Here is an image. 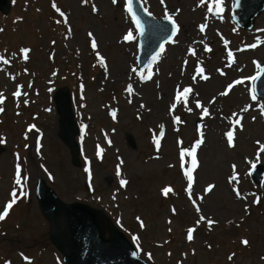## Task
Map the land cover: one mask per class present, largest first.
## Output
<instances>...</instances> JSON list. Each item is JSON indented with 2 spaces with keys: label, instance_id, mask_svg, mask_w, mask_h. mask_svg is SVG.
I'll return each mask as SVG.
<instances>
[{
  "label": "rangeland",
  "instance_id": "obj_1",
  "mask_svg": "<svg viewBox=\"0 0 264 264\" xmlns=\"http://www.w3.org/2000/svg\"><path fill=\"white\" fill-rule=\"evenodd\" d=\"M11 1V13H0V57L8 60L0 59V213L13 191L17 202L0 221V264H65L35 197L39 178L66 203L106 211L149 264H264V178L257 185L251 175L264 167V100L248 82L264 64V12L244 31L232 21L233 0H222L219 15L214 0H141L159 20L167 10L179 31L140 71L127 0ZM64 86L80 128L79 167L59 138L53 96ZM200 141L189 190L191 157L181 152Z\"/></svg>",
  "mask_w": 264,
  "mask_h": 264
},
{
  "label": "water",
  "instance_id": "obj_2",
  "mask_svg": "<svg viewBox=\"0 0 264 264\" xmlns=\"http://www.w3.org/2000/svg\"><path fill=\"white\" fill-rule=\"evenodd\" d=\"M234 2V11L238 15H233V21L242 29H253L255 19L264 11V0H234ZM130 7L132 14H135L140 21L143 33L139 31L138 61L142 69L161 51V45L164 46L176 34H173L168 20L159 21L151 17L140 0H131ZM10 10V0H0V11L8 14ZM255 93L259 98L264 99V74L260 73L255 82ZM54 100L60 116V138L70 149L72 163L78 166L80 148L76 136L79 134V129L72 110L69 89H59ZM127 140L129 145L135 148V141L131 135L127 136ZM263 174L264 170L261 167L257 168L253 172L254 180L260 183ZM36 197L44 216L50 223V240L63 254L67 264H147L105 211L80 202L71 204L62 202L43 179L38 180Z\"/></svg>",
  "mask_w": 264,
  "mask_h": 264
},
{
  "label": "snow or ice",
  "instance_id": "obj_3",
  "mask_svg": "<svg viewBox=\"0 0 264 264\" xmlns=\"http://www.w3.org/2000/svg\"><path fill=\"white\" fill-rule=\"evenodd\" d=\"M163 2H164V0H161V3H163ZM202 2H203V0H202ZM112 3H113V4H116V3H117V0H112ZM128 3H129V5H130V4H131V0H128ZM214 3H215V6H216V13H215V14L219 15L220 13L223 12V8L220 6V5L222 4V0H214ZM53 7L55 8L56 5L53 4ZM56 10L59 12V9H58V8H57ZM93 11H94V12L97 11V9L95 8V6H93ZM128 11H129V13H132V9H131V7L128 8ZM145 11H146V10H145ZM208 11H209V13H213V4H209V6H208ZM60 15L63 16V13L61 12ZM165 19L168 20V22L171 24V28H172V32H173V34L178 33V31H179L178 25H177V23L173 20L172 16L168 14L167 10L165 11ZM132 21H133V23H135V25H136V30H137V31H140L141 34H143V33H142V28H141L140 21L137 19V17H136L135 14H132ZM205 27H206V25H202V26L200 27V31H201V32H204ZM0 31H2V30H0ZM89 36H92V34L89 33ZM124 39H125L126 41H131V40L133 39V33H132L131 31L128 32V34L124 37ZM91 47H92L93 51H96V49H97V43H96L95 39H92V41H91ZM205 47H206V50H207V51H211L210 48H207V46H205ZM252 47H255V45H253ZM161 50H163V45H161ZM21 51L23 52L24 59L27 60V59H28V51H29V50H28V49H22ZM228 55H229V57H231V56H232V53L229 52ZM159 56H160V53H157L156 56H154V57L152 58L153 61H156L157 58H158ZM98 58H99V57H98ZM0 59H3V58L0 57ZM99 59H100V64H101V66H102V67L105 66V65H104V60H103L102 58H99ZM3 63L7 64V63H8V60H7V59H3ZM257 67H258V69H259V72H260L261 74H264V68H261L259 65H257ZM201 71H202V70H201ZM203 78H204L205 80L208 79L207 76H204ZM255 78H256V77H253L252 79L255 80ZM236 83L239 84V83H241V81H236ZM230 87H231V86H230ZM132 91H133L132 86L129 85L128 88H127V92L131 94ZM190 91H191V89H189V88L184 89L185 97L187 96V93H189ZM227 94H228L227 91L221 93V95H227ZM15 95L19 96V95H20L19 91L16 92ZM177 99H179V93H178V95H177ZM253 99H255V97H253ZM0 103H3V100H2V99H0ZM196 106L199 107V106H200L199 103H197ZM141 107H143V105H141ZM174 107H175V105H173V108H174ZM246 110H247V109H245V111H246ZM0 111H2V109H0ZM203 111H204V115L207 116V115H208V109L205 108ZM261 114L264 115V107H262V109H261ZM112 115H113V117L115 118V115H116V114H115L114 112L112 113ZM175 119L178 120L179 118L176 117ZM236 124H237V125H240V121L237 120V121H236ZM241 129H242V125H241ZM82 131H83V129H82ZM226 135H227V138H228V145H229V147H234V143H233V132H232V131H229V132H227ZM155 143H156V147L159 148V147H160V141H159V140H156ZM200 143H202V141H200V142L196 145V147L192 148L190 151H182V152H181V159H182V160H183V158H184L185 155L191 157L192 167H191L190 169L186 170L185 173H184V175H185L186 178H187V184H188V189H189V190H191L192 185H193V175H192V172H193V170L197 167L196 148H198V147L200 146ZM257 143H259V141H258ZM261 151H264V145L261 146ZM97 155H98V156L100 155V152H99V151H98ZM254 166H255V165H253V167H254ZM233 167H235V166H233ZM85 171H89V169H85ZM20 175H21V173H20V169H19V167H17V171H16V181H15L17 185H19V184L21 183ZM118 175H119V173H118ZM233 179H235V176H233ZM230 182H231V181H230ZM127 183H128V182H127L126 180H124V179H121V180H120V186H121V187H124ZM213 187H214L213 185H209L208 188L206 189V191H209V192H210V191L212 190ZM171 191H172V189H171L170 187H166V188L163 189V193H164L165 196H167L168 193H170ZM237 194L239 195V193H237ZM11 196H12V200L6 205V207L4 208L3 212L0 213V221H4V220H5V218L9 215V210H10V209L13 207V205L17 202V201H16V196H17L16 191H13V192L11 193ZM197 211H199V209H197ZM246 211H247V210H246ZM200 219L203 220L204 217L201 216ZM212 223H214V222L211 221V220L208 221V224H209V225H211ZM141 227H143V224H141ZM136 239H137V237H133V240H134V241H135ZM187 239H188L189 241H192V239H193V229H191V228L188 229V232H187ZM242 243H243L244 245H247V244H248V241H247V240H244V241H242ZM25 259L27 260V258H25ZM229 259H231V257H229ZM28 264H31V262L29 261Z\"/></svg>",
  "mask_w": 264,
  "mask_h": 264
},
{
  "label": "bare ground",
  "instance_id": "obj_4",
  "mask_svg": "<svg viewBox=\"0 0 264 264\" xmlns=\"http://www.w3.org/2000/svg\"><path fill=\"white\" fill-rule=\"evenodd\" d=\"M214 17H215V16H213L212 18H209L208 21L214 20ZM246 80H247V79H246ZM242 81H245V80H242ZM248 82L252 85L253 79H252V78L248 79Z\"/></svg>",
  "mask_w": 264,
  "mask_h": 264
}]
</instances>
